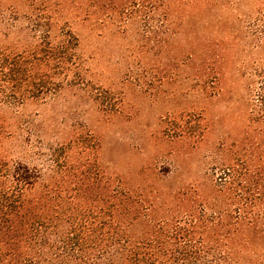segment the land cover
Wrapping results in <instances>:
<instances>
[{"label":"rangeland","instance_id":"1","mask_svg":"<svg viewBox=\"0 0 264 264\" xmlns=\"http://www.w3.org/2000/svg\"><path fill=\"white\" fill-rule=\"evenodd\" d=\"M263 89L264 0H0V174L62 226L113 203L157 256L217 237L224 168L264 169Z\"/></svg>","mask_w":264,"mask_h":264},{"label":"trees","instance_id":"2","mask_svg":"<svg viewBox=\"0 0 264 264\" xmlns=\"http://www.w3.org/2000/svg\"><path fill=\"white\" fill-rule=\"evenodd\" d=\"M12 70L7 83L13 85L21 76ZM229 173L224 168L219 176L222 199L211 220L217 237L194 244L189 238L190 253L157 256L151 242L126 234L113 203L100 223L62 226L43 214L38 198H27L36 176L27 167L8 169L0 175L15 184L0 195V243L8 246L11 264H264V169Z\"/></svg>","mask_w":264,"mask_h":264}]
</instances>
